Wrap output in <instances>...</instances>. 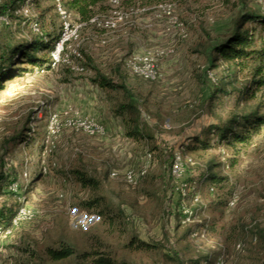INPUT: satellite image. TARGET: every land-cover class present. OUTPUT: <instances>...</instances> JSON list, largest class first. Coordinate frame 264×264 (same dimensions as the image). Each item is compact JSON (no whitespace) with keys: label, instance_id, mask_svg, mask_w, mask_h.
Here are the masks:
<instances>
[{"label":"rangeland","instance_id":"1","mask_svg":"<svg viewBox=\"0 0 264 264\" xmlns=\"http://www.w3.org/2000/svg\"><path fill=\"white\" fill-rule=\"evenodd\" d=\"M129 2L133 7L127 11L133 14L125 26L82 30L81 59L51 63L44 70L14 65L26 70L0 89V264L48 261L46 249L60 242L79 253L102 251L101 242L117 263L264 264V126L249 144L235 149L217 136H210L206 151L187 149L192 137L204 139L209 127L250 106L238 102L244 79L225 78L206 52L231 30L238 0ZM245 3L264 15V0ZM165 4L182 27L159 9ZM31 11L51 36L53 49L60 22L52 2L34 0ZM11 19L14 27L0 26V57L7 58L18 41L37 38L21 19ZM143 54L157 60L158 80L143 81L124 67L126 58ZM96 72L135 95L140 122L151 139L126 137L124 118L115 113L122 92L94 84ZM228 82L232 85L225 86L229 94L224 95L219 88ZM52 115L59 123L51 124ZM66 117L94 119L105 131L88 136L65 127ZM178 151L192 162L182 179L195 190L186 196L171 174ZM144 165L146 176L137 185L123 181L124 171L137 172ZM75 171L97 180V192L77 183ZM112 171L118 177H111ZM207 173L224 183L211 186L204 180ZM95 195L120 213V223L110 226L81 207ZM20 207L29 213L14 223ZM138 242L150 247L139 249Z\"/></svg>","mask_w":264,"mask_h":264},{"label":"trees","instance_id":"2","mask_svg":"<svg viewBox=\"0 0 264 264\" xmlns=\"http://www.w3.org/2000/svg\"><path fill=\"white\" fill-rule=\"evenodd\" d=\"M23 0H1L0 14L10 12ZM123 9H132L131 2L124 0L127 7H124L123 0H119ZM231 0H224L229 3ZM239 10L232 19V27L228 33L218 41L208 47L207 53L214 67L221 66L225 78H233L237 81L240 77L245 83L239 93L238 102L243 101L250 104L240 114H232L224 123L212 125L204 132V139L192 137L187 145L188 151L194 152L211 148L210 136H217L219 143L228 147L237 148L250 143L253 136L257 135L264 126V15L253 9H249L245 0H238L233 6H238ZM66 9L74 15L76 21L87 23L96 15L105 14L109 11V0H67ZM52 39L50 35L35 37L30 40H20L17 45L9 51V56L0 57V89L3 83L19 75L20 70L14 65L26 64L37 67L39 70L50 69L52 50ZM45 52L46 57H37L34 53ZM5 58V59H4ZM92 82L101 89L120 90L122 100L117 105L115 113L124 118L125 135L133 140L151 139L145 132V128L140 122V110L138 100L123 84L114 83L105 76L96 72ZM232 85L230 82L219 88V92L226 95L225 86ZM234 90V89H232ZM252 103V104H251ZM76 182L84 188H90L93 193L97 192L99 183L92 177L79 171L73 173ZM146 176V175H145ZM144 176V177H145ZM4 175L0 173V179ZM204 180L211 183V186H220L225 179L216 174L207 173ZM81 207L95 213L100 220L110 226L120 223V213H113L104 203L100 196H92L80 203ZM137 248L148 249L150 245L138 242ZM98 247L88 251L77 252L72 246L65 242H60L57 248H47L45 253L48 261L30 260L27 264H81L89 261L90 264H127L117 263L115 259L105 252V246L99 242Z\"/></svg>","mask_w":264,"mask_h":264},{"label":"built area","instance_id":"3","mask_svg":"<svg viewBox=\"0 0 264 264\" xmlns=\"http://www.w3.org/2000/svg\"><path fill=\"white\" fill-rule=\"evenodd\" d=\"M34 0H26L24 4L19 5L10 12L0 14V26L14 27L12 23V17L21 19L22 25H27L32 35L37 37H43L44 33L39 25V22L32 15L31 7ZM53 5L55 14L60 22L59 36L53 45L51 53L52 66H56L60 63L71 64V58L77 60L81 59L79 50L81 42L82 30L86 27H92L101 31H115L118 28L125 26L129 23V19L133 14L132 11L123 9L119 0H109L110 9L107 13L102 15H96L91 18L87 23H81L74 19L71 12L66 9L65 3L67 0H50ZM1 2V0H0ZM159 9L165 14V16L176 24L177 27H182L181 23L177 22V19L172 15V9L170 5H160ZM73 53L72 57L70 54ZM124 67L135 77L143 81H156L160 78V72L157 65V60L151 54L143 55H131L124 60ZM84 70L82 67L78 70ZM51 124L59 123L57 115L51 116ZM64 126L67 128L75 129L76 131L83 132L88 136L102 135L104 133V126L101 122L94 119H74L66 117L64 119ZM148 160L151 158L150 154H147ZM187 164H192L191 159H186L183 153L175 152L173 155V162L171 165V174L177 182L176 189L182 196H186L189 193H194V187L187 185L182 176L185 172ZM147 172V165H144L139 171L126 170L122 174L123 181L130 186H135ZM111 177H118L116 171L111 172ZM12 191L16 190V187H10ZM195 197V201H197ZM29 211L26 207H20L14 218V223L25 219ZM2 228L0 227V234Z\"/></svg>","mask_w":264,"mask_h":264}]
</instances>
